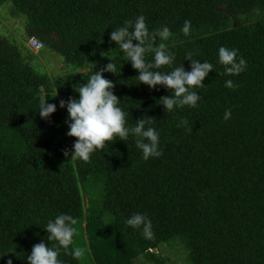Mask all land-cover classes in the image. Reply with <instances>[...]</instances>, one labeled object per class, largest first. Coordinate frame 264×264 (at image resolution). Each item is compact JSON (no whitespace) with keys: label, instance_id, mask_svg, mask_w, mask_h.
Wrapping results in <instances>:
<instances>
[{"label":"trees","instance_id":"trees-1","mask_svg":"<svg viewBox=\"0 0 264 264\" xmlns=\"http://www.w3.org/2000/svg\"><path fill=\"white\" fill-rule=\"evenodd\" d=\"M3 4L24 22V37L35 36L59 54L68 72L38 71L31 63L36 56L29 50L24 55L17 37L13 42L0 34V264H28L41 242L55 247L44 227L65 213L77 219L70 249L84 254L77 259L60 248L62 264H264V0ZM141 15L150 32L171 30L146 52L147 62L159 44L174 53V62L160 71L181 65L191 71L189 53L213 64L205 87L194 89L201 96L197 107L167 113L157 101L171 90L140 83L138 70L110 40L114 28ZM186 20L188 36L181 31ZM221 46L239 50L237 58L247 61L244 72L224 74ZM110 56L117 74L104 76L114 83L127 124L152 118L162 156L145 161L131 135L108 142L88 161L64 155L77 138L66 134L69 114L59 102L78 97L75 89ZM228 79L236 86L226 87ZM44 101L57 105L50 119L40 117ZM136 213L152 221V239L126 225Z\"/></svg>","mask_w":264,"mask_h":264},{"label":"clouds","instance_id":"clouds-1","mask_svg":"<svg viewBox=\"0 0 264 264\" xmlns=\"http://www.w3.org/2000/svg\"><path fill=\"white\" fill-rule=\"evenodd\" d=\"M190 30L191 21L186 20L181 31L188 36ZM170 35L171 30L167 26L150 32L145 17L141 15L134 21H126L123 26L114 28L110 37V40L118 45V49L127 61L131 62L132 67L138 70L137 77L140 83L148 85L151 89H156L160 85L171 90V96L161 97L157 101L166 108L167 113L177 107H197L201 96L194 89L205 87L203 83L205 78L214 70L213 64L192 59V54L189 53L188 59L192 61L191 71H186L184 65L168 72L160 71L162 66L171 65L175 60L174 53L164 44L155 47L154 60L147 62L146 52L152 49L157 36L167 40ZM33 38L42 43L41 49H43V42L35 36L29 37L30 46L32 47ZM134 41L139 43L134 44ZM238 51L226 46L219 48L218 60L224 66V74L238 76L246 70L247 61L243 57L237 58ZM102 53V56H106ZM109 59L111 62L100 71H95L87 79L86 84L75 89L79 93L78 97H69L59 102V107L66 108L69 114L66 120L69 130L66 134L77 138L71 150H64V155L70 156L71 159L88 161L95 151L103 149L108 142L117 138L128 141L131 135L135 138L136 147L141 151L145 161L162 156L159 132L152 126V118H145V116L137 120L134 126L127 124L126 113L120 106L121 100L112 90L114 83L104 76L105 72L117 74V64L111 56ZM225 86L231 89L236 85L232 79H228L225 81ZM56 111L57 105L47 101H44L39 108L40 117L43 119H50ZM231 115V110H226L224 119H230ZM181 124L186 125L187 121H182ZM76 223L77 219L66 213L56 216L54 220H49L44 228L48 233V241H56V246L50 247L45 242L35 244L31 254L26 257L28 264H62V261L58 259L60 248L71 250L74 258L82 257L83 249L78 247L70 249L76 232L74 227ZM125 223L130 228L141 229V235L145 239H152L154 236L152 221L142 213L133 214L126 219ZM148 251L160 254L156 248H149ZM8 264H13L12 260H9Z\"/></svg>","mask_w":264,"mask_h":264},{"label":"rangeland","instance_id":"rangeland-1","mask_svg":"<svg viewBox=\"0 0 264 264\" xmlns=\"http://www.w3.org/2000/svg\"><path fill=\"white\" fill-rule=\"evenodd\" d=\"M7 4L13 7V11L15 10V7L11 3ZM4 5L5 4L0 5V34L13 42H17L18 38L20 43L22 42L21 44L23 54L27 55L29 50L34 56H36V58L31 59V63H33V66L38 71L43 73L46 71L55 76L66 74L68 71L64 66V62H62L63 58L49 48H43L40 51L32 48L28 43V38L24 37V35H26L24 22L20 18H14L11 12L3 7ZM24 40L26 41V47L23 46ZM27 61L30 60L26 59V62ZM165 250L166 249H162V251ZM140 262L148 263L146 260H140ZM168 263L174 264L173 261H169Z\"/></svg>","mask_w":264,"mask_h":264},{"label":"built area","instance_id":"built-area-1","mask_svg":"<svg viewBox=\"0 0 264 264\" xmlns=\"http://www.w3.org/2000/svg\"><path fill=\"white\" fill-rule=\"evenodd\" d=\"M31 44H32V47L39 50L42 48V43H40L39 41H37L35 38H33L31 40Z\"/></svg>","mask_w":264,"mask_h":264}]
</instances>
